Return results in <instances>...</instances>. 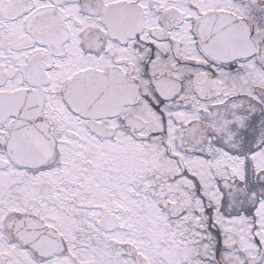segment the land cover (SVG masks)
I'll return each mask as SVG.
<instances>
[{
	"label": "snow or ice",
	"instance_id": "snow-or-ice-1",
	"mask_svg": "<svg viewBox=\"0 0 264 264\" xmlns=\"http://www.w3.org/2000/svg\"><path fill=\"white\" fill-rule=\"evenodd\" d=\"M0 264H264V0H0Z\"/></svg>",
	"mask_w": 264,
	"mask_h": 264
}]
</instances>
